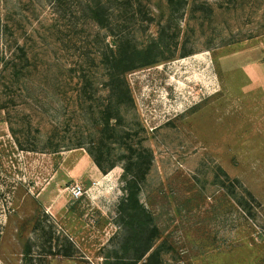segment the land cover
<instances>
[{"label":"rangeland","instance_id":"1","mask_svg":"<svg viewBox=\"0 0 264 264\" xmlns=\"http://www.w3.org/2000/svg\"><path fill=\"white\" fill-rule=\"evenodd\" d=\"M75 1L0 0V264H107L122 244V164L103 174L75 147L97 130L110 42ZM143 4L142 49L169 19L166 0ZM167 35L173 56L127 73L123 110L153 156L140 199L160 264H264V0H188ZM58 237L71 257L53 255Z\"/></svg>","mask_w":264,"mask_h":264},{"label":"trees","instance_id":"2","mask_svg":"<svg viewBox=\"0 0 264 264\" xmlns=\"http://www.w3.org/2000/svg\"><path fill=\"white\" fill-rule=\"evenodd\" d=\"M187 2L188 0H166L169 19L160 24L157 39L142 49L136 44V38L129 29L132 23L137 25L152 21L143 0L75 1L77 13L86 21L106 30L110 37L106 52L102 54L107 95L98 100V110L94 113V125L97 130L94 135H90L87 142L79 141L75 145L76 148L86 149L103 174H108L122 164L120 181L125 195L117 207V214L123 229V238L119 251L115 252L107 264H160L161 261L165 247L162 231L155 216L140 199L153 156L141 141H133L135 133L124 126L123 110L133 101L125 77L129 72L160 63L167 59L166 55L173 56L170 43H166L167 38L169 39L167 33L172 30L174 24L178 26V20L183 17ZM91 99L92 96H89L88 100ZM114 146H118L121 151L117 156L114 155ZM221 176V181L217 176L220 186L229 191L230 195L235 196L236 187L244 190L239 181L231 182L223 171ZM245 193L246 195L237 198L235 196V199L238 206L251 215L248 208L254 197L246 191ZM35 228L43 231L39 216ZM49 238L53 240L54 237L51 234ZM56 239L58 241L55 247L58 250L53 255L71 257L72 242L65 237V244L62 245L59 243V237Z\"/></svg>","mask_w":264,"mask_h":264},{"label":"built area","instance_id":"3","mask_svg":"<svg viewBox=\"0 0 264 264\" xmlns=\"http://www.w3.org/2000/svg\"><path fill=\"white\" fill-rule=\"evenodd\" d=\"M81 193V191L78 189V191H76V194L78 195V194H80Z\"/></svg>","mask_w":264,"mask_h":264}]
</instances>
